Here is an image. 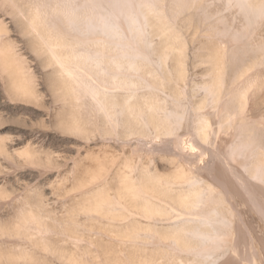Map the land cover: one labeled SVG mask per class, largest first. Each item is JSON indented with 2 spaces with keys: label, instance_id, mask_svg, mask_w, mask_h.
Listing matches in <instances>:
<instances>
[{
  "label": "bare ground",
  "instance_id": "bare-ground-1",
  "mask_svg": "<svg viewBox=\"0 0 264 264\" xmlns=\"http://www.w3.org/2000/svg\"><path fill=\"white\" fill-rule=\"evenodd\" d=\"M0 264H264V0H0Z\"/></svg>",
  "mask_w": 264,
  "mask_h": 264
}]
</instances>
